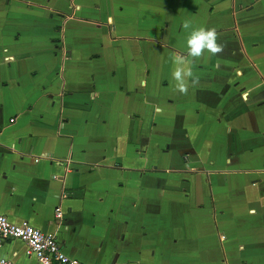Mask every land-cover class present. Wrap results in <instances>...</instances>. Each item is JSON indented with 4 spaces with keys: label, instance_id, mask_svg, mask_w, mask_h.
<instances>
[{
    "label": "crops",
    "instance_id": "obj_1",
    "mask_svg": "<svg viewBox=\"0 0 264 264\" xmlns=\"http://www.w3.org/2000/svg\"><path fill=\"white\" fill-rule=\"evenodd\" d=\"M0 213L83 264H264V0H0Z\"/></svg>",
    "mask_w": 264,
    "mask_h": 264
},
{
    "label": "built area",
    "instance_id": "obj_2",
    "mask_svg": "<svg viewBox=\"0 0 264 264\" xmlns=\"http://www.w3.org/2000/svg\"><path fill=\"white\" fill-rule=\"evenodd\" d=\"M59 217L60 208H54ZM15 238L25 245V254L33 256L38 264H83L73 257L67 256L59 247L55 235L44 233L26 221L12 222L0 213V242ZM0 264H12L11 260L0 257Z\"/></svg>",
    "mask_w": 264,
    "mask_h": 264
},
{
    "label": "clouds",
    "instance_id": "obj_3",
    "mask_svg": "<svg viewBox=\"0 0 264 264\" xmlns=\"http://www.w3.org/2000/svg\"><path fill=\"white\" fill-rule=\"evenodd\" d=\"M184 29L191 28V21L186 20L183 23ZM219 33L214 27L193 28L186 41L187 55L193 58V61L201 58L205 52L211 55H218L224 50V45L217 42ZM172 61L177 67L173 71V78L177 81V89L182 94H187L189 86H195L199 83V77L194 74L191 67L186 66L185 57L176 55ZM190 80V84H189Z\"/></svg>",
    "mask_w": 264,
    "mask_h": 264
}]
</instances>
